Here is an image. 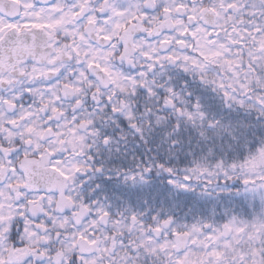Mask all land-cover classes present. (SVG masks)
Masks as SVG:
<instances>
[{
	"label": "snow or ice",
	"instance_id": "1",
	"mask_svg": "<svg viewBox=\"0 0 264 264\" xmlns=\"http://www.w3.org/2000/svg\"><path fill=\"white\" fill-rule=\"evenodd\" d=\"M0 264H264V0H0Z\"/></svg>",
	"mask_w": 264,
	"mask_h": 264
}]
</instances>
